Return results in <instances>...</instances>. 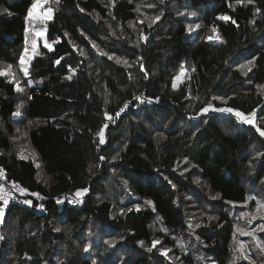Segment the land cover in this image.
Listing matches in <instances>:
<instances>
[{
    "label": "trees",
    "instance_id": "1",
    "mask_svg": "<svg viewBox=\"0 0 264 264\" xmlns=\"http://www.w3.org/2000/svg\"><path fill=\"white\" fill-rule=\"evenodd\" d=\"M33 3L0 0V70L12 71L0 75V166L43 199L5 208L0 264H233L234 233L264 264L252 237L236 232L264 223L242 215L264 202V0H49L52 47L39 43L30 60L36 85L19 64ZM144 96L158 103L134 99ZM207 103L255 110L257 127L200 113ZM85 187L79 207L57 204ZM153 240L162 243L149 252Z\"/></svg>",
    "mask_w": 264,
    "mask_h": 264
},
{
    "label": "snow or ice",
    "instance_id": "2",
    "mask_svg": "<svg viewBox=\"0 0 264 264\" xmlns=\"http://www.w3.org/2000/svg\"><path fill=\"white\" fill-rule=\"evenodd\" d=\"M48 2H49V0H34V3L31 5V8H30V10L27 13L26 19L32 20V19H37L38 18V19H43V20H51L52 17H53V9L51 7H49L47 9V12H45L42 16H40V15H38L36 13V9L38 7H40L42 4H46ZM56 2L58 3L59 0H56ZM161 2H163V0H161ZM237 2L240 3V2H242V0H237ZM251 2H252V0H248V3H251ZM80 11H84V10L80 9ZM257 11H259V9H257ZM162 15H163V13H161V15H157L155 17H149L148 19L150 20V23L148 24V27L151 28L152 24H154L156 21L160 20ZM181 15H183V13H181ZM190 15L195 16L196 13H190ZM219 19L229 20L231 18L226 16V15H222L221 17H219ZM252 22L255 23V21H252ZM141 23H143V21H141ZM233 23H235V21H233ZM195 27L199 28L200 26L196 25ZM193 30H194L193 27L190 25L189 28H188V31L192 32ZM212 31L216 32L217 30L214 27L212 29ZM43 34L44 33L42 31L36 33V35H38V36H42ZM147 38H148L147 35H142V39L147 40ZM208 39L209 40H213V39L220 40L221 38L217 34L215 36H209ZM45 47L51 49L52 46L50 44H47V42L45 41ZM93 47L95 48L96 45L93 44ZM97 50L99 51V49H97ZM33 52H35V41H33ZM83 54L84 53L81 52V55H83ZM101 54L102 55H107V53H101ZM109 58H111V57H109ZM117 62L118 63H124L125 65L128 64L127 61L117 60ZM55 63L59 64L60 60L59 59L56 60ZM19 64H20V67L22 68L23 75L26 76V77L29 76L27 49H25L24 55L20 57ZM248 64L249 65L252 64V61H249ZM241 67L242 68H247V71H251V68L248 67V65H242ZM72 71L75 72V69H73ZM11 74H12L11 65L7 66L6 69L0 70V75H11ZM183 74L184 73L182 71L180 76H182ZM245 75H247V72L245 73ZM180 76H177L175 78V81L173 82V85H172L173 88H176L178 86L176 81L180 80ZM13 79H15V77H13ZM67 79H72V76L69 75L67 77ZM28 83L31 84V80H29ZM17 90L18 91H23V89H21L19 87V83L18 82H17ZM134 99L135 100H139L140 103H144L145 99L147 100L148 103H152L153 102V98H150V97H148V98L134 97ZM155 99L158 101L159 97H156ZM131 103H132V101L125 102L123 104V106L118 111L115 112L114 116L109 114V113H107V112H105V116L107 117V120L114 123L115 119L118 118L122 113H124L129 108V105ZM136 106L138 107L139 105H136ZM209 111H213V112H217V113H223V114H230V115H233L239 122L246 123V124H249V125H254L255 124V117H256V111L255 110H253L250 114L246 115L243 112H241L239 110H236V109H233V108H230V107H215L212 103H207L206 106H204V107H202L200 109V113H208ZM14 115H17V116L20 115V106L19 105L17 106V110L14 113ZM108 126H109L108 123L105 122L102 125V127H100L98 132L96 133V135L99 137V141H98L99 145H103V144L106 143L105 130L108 128ZM257 131L260 133L261 136H264V129H261V128L257 127ZM160 139H166V137L161 136ZM157 143H159V140L157 141ZM20 156H21L22 159H28V157L23 154V151L20 152ZM32 156H33V158H35V154L34 153H32ZM100 159H105V158L104 157H100ZM112 159L115 160V159H117V157H112ZM37 167H39V165H37ZM4 176H5V172H4V170L2 168H0V177H4ZM169 183H171V182H169ZM197 183H199V181H197ZM12 188H14L22 196L29 193V189L20 186L15 181L12 182ZM88 191H89V189L87 187L78 189L76 191V193L74 194L73 200L71 202L72 203H80L81 201L77 200L76 197H82ZM31 195L35 196V197H38L40 199H43V197H40L39 193L32 192ZM13 199H14V197L12 196L11 192L10 191H6L4 185L0 184V202H2V203H0V222L3 221V217H4V214H5V208L7 207L9 202L11 200H13ZM255 199L256 198L254 196L250 195V196L247 197V199H246V201L244 203L246 205L249 201H252V200H255ZM20 202H22L25 205H29V206H31L32 203H33V201L31 199H22ZM56 202H57V204L63 203V201L61 199H59V198H57ZM148 203H151V202L149 201ZM229 203H231V202H229ZM256 205H257L256 214L247 213V212L242 214L245 218L250 217L249 223H251V220H256L258 217L262 221H264V202L256 200ZM39 207L43 208L44 205L40 204ZM137 209H138V206H137ZM129 211H131V209H129ZM121 214H123V209H121ZM209 219L211 220L212 217H209ZM190 227H191V225H190ZM196 227H200V225L197 224ZM57 231H59V229H57ZM165 231H166V229H165ZM258 231L264 232V223H261L260 225L257 226L256 229H253L252 231H243L240 228L236 229V232H239L240 235L252 237V240L254 242V246L256 248H258L261 252H264V240L260 239V237L258 235H256V233ZM0 238H2V237H0ZM234 241H235L234 252L236 253V255L234 257L233 264H236V262L241 260V259L249 261V264H255V261L251 259V256L249 254L250 250L248 249L247 243L245 241H242V240H237L236 237H235V233H234ZM107 243L112 245L115 242L114 241H108ZM140 243L143 245V242H140ZM161 243H162L161 241L153 240L151 247H148L147 251H149V252L153 251V249L156 248V246L158 244H161ZM90 247H91V245H88V246L85 247L84 250L88 251ZM180 247L183 248V244L182 243H181ZM159 251H160L161 255L167 256L168 252H170L171 249H165V248L161 247L159 249Z\"/></svg>",
    "mask_w": 264,
    "mask_h": 264
},
{
    "label": "rangeland",
    "instance_id": "3",
    "mask_svg": "<svg viewBox=\"0 0 264 264\" xmlns=\"http://www.w3.org/2000/svg\"><path fill=\"white\" fill-rule=\"evenodd\" d=\"M45 12H47V9L43 8V6L41 5L40 7H38L36 9V13L40 16H42ZM46 20L43 19H32V20H27V24H26V31H27V54H28V69H30V60L34 58L35 54H36V49H37V45L39 43H43L45 46V41L48 43L47 38H46V29L44 27ZM42 31L44 34L42 36H38L36 35L37 32ZM33 41H35V52H33ZM3 76H7V75H3ZM26 81L31 80V85H36V81L31 77V76H25ZM183 81V77H180L179 81H176L177 85H179L181 82ZM24 86V83H19V87L22 88ZM230 115V114H227ZM233 116V115H232ZM242 123V122H240ZM246 124V123H245ZM249 125V124H246ZM249 126H253V127H257L256 124V117H255V124L254 125H249ZM88 193V192H87ZM74 196H69V197H63L62 201L65 202L66 200H68L69 204H72V200L71 198H73ZM80 197H76L77 200H79ZM82 198V197H81ZM71 199V201H70Z\"/></svg>",
    "mask_w": 264,
    "mask_h": 264
},
{
    "label": "built area",
    "instance_id": "4",
    "mask_svg": "<svg viewBox=\"0 0 264 264\" xmlns=\"http://www.w3.org/2000/svg\"><path fill=\"white\" fill-rule=\"evenodd\" d=\"M142 98H147V97L144 96ZM145 102H147L146 99H145ZM152 103H158V101L153 100ZM0 168H1V166H0ZM0 184H3L4 187H5V190L6 191H10L11 194H12V196L14 197V199L11 200L9 202V204H21V205H25L22 202H20L22 199H31V197H35V196H32L31 195L32 192H30V191H29L28 194H25V195L22 196L19 192H17L14 188H12V181L8 179L6 173H5V176L4 177H0ZM40 197H43V196L40 195ZM63 197H58V198L61 199V200H63L62 199ZM35 198H38V197H35ZM38 199H40V198H38ZM71 199H73V198H71ZM71 199H70V201H71ZM71 206L79 207L80 206V203H72Z\"/></svg>",
    "mask_w": 264,
    "mask_h": 264
}]
</instances>
